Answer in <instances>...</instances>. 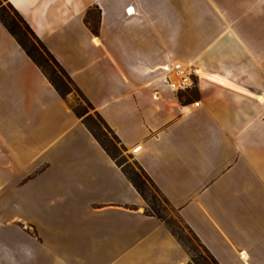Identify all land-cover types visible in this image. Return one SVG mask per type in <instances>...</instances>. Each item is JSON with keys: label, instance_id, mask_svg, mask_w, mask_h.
<instances>
[{"label": "crops", "instance_id": "1", "mask_svg": "<svg viewBox=\"0 0 264 264\" xmlns=\"http://www.w3.org/2000/svg\"><path fill=\"white\" fill-rule=\"evenodd\" d=\"M4 1L219 264H264V0ZM147 209L0 19V264H190Z\"/></svg>", "mask_w": 264, "mask_h": 264}, {"label": "rangeland", "instance_id": "2", "mask_svg": "<svg viewBox=\"0 0 264 264\" xmlns=\"http://www.w3.org/2000/svg\"><path fill=\"white\" fill-rule=\"evenodd\" d=\"M15 12L9 3L4 0H0V14L1 16L9 23L15 20ZM37 46L39 44L37 43ZM49 68L54 69L55 73L63 80L65 83L68 93L65 97L68 98L69 103L73 108L78 107L86 111V115H89L90 119L88 120L94 131L97 133L100 140L108 148L111 155L115 160L123 165V168L128 170L129 174L132 176L137 175L139 179L145 184L146 192L149 197V204L155 205L159 214L164 218L162 220L171 231L173 230L178 238L189 247L193 255L196 254H205L203 248L196 241L192 232L188 227L183 223L179 218L173 207L167 201V199L159 192V190L152 185V183L147 179L145 174L139 168L138 164L133 159V155L130 152H126L122 149L117 138L114 136L112 131L105 125L103 120L97 114V112L91 107L87 99L79 91V89L66 77V75L58 68L52 58L44 54ZM195 81V77H193ZM192 81L188 78V84ZM193 93V92H191ZM147 202V201H146ZM148 204V203H147ZM148 204V207H149Z\"/></svg>", "mask_w": 264, "mask_h": 264}, {"label": "trees", "instance_id": "3", "mask_svg": "<svg viewBox=\"0 0 264 264\" xmlns=\"http://www.w3.org/2000/svg\"><path fill=\"white\" fill-rule=\"evenodd\" d=\"M10 6L12 7L13 11L15 12L14 13L15 14V20L12 21L11 23H9L0 14L1 21L4 23L5 27L9 30V32L16 38V40L21 45V47L26 51V53L43 70V72L46 74L47 78L52 83V85L55 87V89L62 96L65 97L66 94L68 93L67 87H66L65 83L63 82V80L55 73L54 69H52L51 67L49 68L44 54L49 55L52 58V60L55 62L56 66L58 68H60L61 71L66 75V77L72 83H73V81L71 80L69 75L65 72V70L62 68V66L59 64V62L55 59L53 54L46 48V46L43 44V42L36 36V34L31 29L29 24L22 18V16L17 12V10L11 4H10ZM95 24H96V22H95ZM37 43L39 44V46H37ZM191 92H193V91H191ZM182 94H183L182 92L179 93V95H182ZM88 103L91 107H93L89 101H88ZM74 111L79 117L82 118L83 123L87 126V128L91 131V133L95 136V138L101 143V145L106 149V151L111 155L108 148L100 140L97 133L94 131V129L90 125V123L88 121L90 119L89 118L90 116L86 115V111H84L83 109L78 108V107H75ZM100 118L102 119L101 116H100ZM103 122L105 123L104 120H103ZM105 125L107 126L106 123H105ZM139 168L145 174L147 179L152 183V185H154V187H156V185L151 180V178L147 175V173L140 166H139ZM123 171L127 174V176L132 181V183L134 184L136 189L139 191V193L145 198V200L149 204V197H148L147 192H146L145 184L139 179V177L137 175H135V176L130 175L128 170H126L125 168H123ZM147 213L154 215L161 220H164V218L159 214V210L155 205L149 204V207L147 209ZM172 232L175 233L173 230H172ZM193 236L195 237V239L199 243V245L203 248L205 254L193 255L190 264H219V262L211 254V252H209V250L205 246H203V244L198 240V238L194 234H193Z\"/></svg>", "mask_w": 264, "mask_h": 264}, {"label": "built area", "instance_id": "4", "mask_svg": "<svg viewBox=\"0 0 264 264\" xmlns=\"http://www.w3.org/2000/svg\"><path fill=\"white\" fill-rule=\"evenodd\" d=\"M129 9H130V8H128V12H130ZM163 68H164L165 70H167V71H169V70L171 69L170 66H167V65L164 66ZM173 70H175V71L178 73V75L182 74V70H181L179 64H176V65L173 67ZM187 78H188V74H187ZM185 79H186V77H181V78H180V82L177 83V86H175V85H176V82H172V83H171V86L174 87V88H184L186 85H185V84H182V82H183ZM181 81H182V82H181ZM195 103L198 104V101H196ZM141 147H142L141 144H137L136 146H134V147L132 148L131 153H136V152L140 151V150H141Z\"/></svg>", "mask_w": 264, "mask_h": 264}, {"label": "bare ground", "instance_id": "5", "mask_svg": "<svg viewBox=\"0 0 264 264\" xmlns=\"http://www.w3.org/2000/svg\"><path fill=\"white\" fill-rule=\"evenodd\" d=\"M179 66H180V68H181V70H182V74H180V75H177L178 76V81H175L176 82V85L175 86H177V83H179L180 82V78L181 77H186V79L182 82V84H187L188 83V78H187V72L185 71V69L179 64ZM262 97V96H261Z\"/></svg>", "mask_w": 264, "mask_h": 264}]
</instances>
